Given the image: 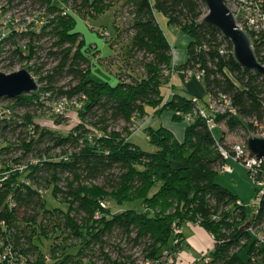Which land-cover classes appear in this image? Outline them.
<instances>
[{
	"label": "trees",
	"instance_id": "16d2710c",
	"mask_svg": "<svg viewBox=\"0 0 264 264\" xmlns=\"http://www.w3.org/2000/svg\"><path fill=\"white\" fill-rule=\"evenodd\" d=\"M28 1L45 9L47 23L39 33L11 31L5 44L12 45L14 59L24 61V49L34 58V42L49 38L52 46L48 57L54 67L46 71L44 65L34 69L41 74L36 77L42 86L39 93L12 101L17 107L30 108L39 105L41 94H51L56 99L82 98L80 124L64 135L41 128L30 116L20 121L3 118L2 135L9 131L16 141L5 138L0 144V264L26 259L36 251L45 256L40 247L42 239H49L57 231L66 243L74 239L83 245L78 254L84 248L99 247L108 263L125 264L104 255L105 240L117 234L143 247L145 261L155 262L173 235L174 226L188 222L214 237L209 264H258L254 258L264 264V247L250 232L252 227L264 225V194L255 217L248 222L238 196L217 180L221 167L228 162L219 148L230 152L224 133L218 139L207 120L195 115L199 106L190 93L174 91L166 102L171 80L165 72L173 66V49L159 14L169 26L190 38L186 60L175 71L204 72L202 83L207 95L201 100L202 106H209L210 97L219 101L225 96L230 100L225 113H210L214 121L231 133L245 132L247 136L264 127V78L237 65L231 43L218 30L200 23L207 15L204 2L128 0L125 7L129 9V19L125 27H118V35L128 37L124 38L128 42L127 55L142 71L119 76L120 82L112 86L90 79L91 62L84 50L83 36L76 30L74 14H103L113 0ZM226 3L229 6L228 0ZM69 7L74 14L68 12ZM250 36L264 64V32ZM17 37H29V45L19 46L15 43ZM152 109L156 114L170 112L180 123L194 115V122H186L182 140L166 127L145 128L152 147L145 151L130 138L135 120L149 115ZM62 121L58 124L63 127ZM122 122L125 127L121 132L111 129ZM54 150H61L59 160L52 156ZM12 155L17 156L6 159ZM29 157L36 164H31ZM24 163L29 164L27 171L14 170ZM100 181L103 185H96ZM258 181L263 182L264 176L260 175ZM49 188L55 199L68 205L67 211L48 208L44 194ZM108 196L116 203L142 201L141 210L109 214L101 206V200ZM179 239L180 245H175L174 250L182 248L183 233ZM243 246H250L247 260L240 255ZM8 247H13V255L4 261L2 256ZM54 248L53 242L48 250L55 252ZM60 252L64 262L73 256L71 250Z\"/></svg>",
	"mask_w": 264,
	"mask_h": 264
},
{
	"label": "rangeland",
	"instance_id": "374dc122",
	"mask_svg": "<svg viewBox=\"0 0 264 264\" xmlns=\"http://www.w3.org/2000/svg\"><path fill=\"white\" fill-rule=\"evenodd\" d=\"M127 1L128 0H113L110 7L103 14L79 15L74 14L70 7L67 8L68 12L73 13L76 17V30L83 36L84 50L91 62L90 79L96 82L109 83L112 86H116L120 82L119 76L125 77L127 73L136 75V73L142 71L138 67V63L136 61H130L127 55L128 42L125 39L128 37L123 35L125 39H122L118 35V27L119 29L125 27V24L129 19V9L125 7ZM228 1L230 9L235 11L233 1ZM0 9L2 11V14L0 15L2 23H8L10 25L7 29L8 35L11 31H17V33L37 31V33H39L41 28L47 23L45 9H42L40 5L33 1L0 0ZM158 16L160 25L172 45L174 57L178 59L183 58L187 53V46L190 38L182 31L169 26L163 15L159 14ZM49 19H52V17ZM106 33H110L111 36H106ZM15 43L24 48L29 45L30 38L28 37L24 39L17 37ZM34 45L37 47V55L34 58H30V51L24 49V57H26V60L24 61H20L18 57L16 59L12 57V45L9 43L0 46V71L5 74H12L21 69H27L28 71L30 69L32 71V76L39 78L41 74L36 73L34 69H39L42 65L46 67L45 71L54 67L53 60L48 57L52 41H50L49 38H43L38 42H34ZM175 81L176 86L174 91L176 92L179 88V81L178 79ZM187 81H189L187 83L188 88L199 97V100L206 97V89L202 81L196 79H189ZM60 85L63 86L65 84L61 83ZM39 86L42 87L41 85ZM44 86L45 85H43V87ZM166 90L169 95L170 88ZM61 100L62 99H56V97L51 94H41L40 100H38L39 105L25 108L17 107L12 100L2 99L0 100V111L2 117L7 120L16 119L17 121H20L26 116H30L41 128L54 130L67 135L71 129L80 124L78 111L81 108L79 106L82 105V98L75 97L68 99L72 102L76 100L79 105L75 107L71 106L70 119H62L54 113L55 105ZM168 114L171 113L165 112L156 116L153 115V118L151 116L141 118V121H143L144 124L141 128L136 127L135 124L132 142L143 150L150 151L151 146L147 143L148 139L144 134V129L145 127H148L149 124H152L153 128H158L162 122L168 123L171 120V116ZM168 116L170 117L168 118ZM61 119L63 120V127L58 124V121ZM175 125L186 126L187 123L176 122ZM124 127L125 123L122 122L114 125L111 129H116V131L121 132ZM172 127L173 126L171 125V128ZM214 133L218 139H220L222 133H224L226 141L230 145V149L234 144H245L248 138L245 132L231 133L225 125H219V128L216 129ZM5 138L12 143L16 141V136L10 134L9 131H7V134L4 136L0 131V144ZM60 151L61 150H54L52 156H55L56 159L59 160L61 156ZM15 156L17 155L9 156L6 159H13ZM229 160L228 161L232 164L234 171L232 174H219L217 179L218 183L238 196L247 211L248 222L252 221L259 208V202H257V199L261 188L258 187V183L255 180L250 178L247 170L240 163L233 162L232 159ZM28 161L35 160L32 157H29ZM1 164L2 163H0V166ZM96 185L101 186L103 185V182L100 181L96 183ZM52 191L53 189L49 188L44 194V200L48 208L52 210L61 208L67 211L68 205L55 199ZM111 197L112 196H108L106 199L101 200V202L106 204V208L104 209L108 210L109 214H119L129 209L141 210L142 201L116 203ZM106 200L107 202H105ZM178 229L183 232L184 242L182 248L174 250L175 236L172 235L165 246V250L174 253L176 259L175 264H202L203 258L215 247V240L212 238V235L201 226L190 222L184 223L182 226L178 227ZM105 241L104 255H108L111 258V261L125 264H130L131 262H134L135 264H145L146 261L143 255V247L134 246L128 240L117 234L114 238ZM53 242L55 245V252L48 250L51 248ZM82 246L83 245L80 242H77L74 239L66 243L63 235L57 231L51 235L49 239H42L40 247L45 256H42L40 252L36 251L32 254L26 255L27 263L52 264L56 261H62V264H110L99 251V247L91 246V250L84 248L83 252L78 254L77 250ZM249 248L250 246H247L246 248L243 246V249L240 252L241 257L244 260H247L249 257ZM59 250H71V255L73 256H70V259H66L64 262L61 257L62 253Z\"/></svg>",
	"mask_w": 264,
	"mask_h": 264
},
{
	"label": "built area",
	"instance_id": "2783aa9c",
	"mask_svg": "<svg viewBox=\"0 0 264 264\" xmlns=\"http://www.w3.org/2000/svg\"><path fill=\"white\" fill-rule=\"evenodd\" d=\"M232 1L235 7V11L233 10L232 12L236 16L239 27L242 30L249 33V35L250 33L255 34V35L263 33L264 32V0H232ZM0 15H1V9H0ZM9 26L10 25L8 23H2V19L0 16V46L6 45L5 40L7 39V36H8L7 29L9 28ZM106 36L110 37L111 34L106 33ZM165 74L166 76L170 77V80L172 81V78L176 74L175 65L172 66L171 70H167ZM183 74L187 80L196 79L198 81H202L205 75L204 72H201V71L197 72V71H192V70L186 71ZM172 87L173 85H170V94L168 95L166 102L169 101L174 95V89ZM193 102L199 106V112H196L195 115L201 116L204 119H206L209 129L213 132L219 128V125L211 117L210 113L223 114L230 107V100L225 96H222L219 99V101H216L210 97V101H209L210 103H209V106L207 107L202 106L201 100H199V98H194ZM55 106L56 107L54 108V113L56 116L62 119H70L71 118V112H70L71 106L75 107L79 105L76 100L72 102V101H69L67 98H64ZM194 117H195L194 115L187 116L186 122L189 124L193 123ZM257 134L264 136V127H260ZM219 150L228 160L232 159L233 161L240 163L247 170L250 178L252 180H255L258 183V187L261 188V190L259 191L260 194L257 199V202H260L261 196L264 194V181L260 182L258 181V178L260 175L264 176V160H259L255 156H253L251 152L248 150L246 143L232 145L230 152L225 150L223 147H220ZM34 163L35 161H32L31 164H34ZM28 166L29 164L24 163L22 165L16 166L14 170L15 171L18 170L21 173H24L25 171L29 169ZM220 173L232 174L233 167L228 164H225L221 167ZM40 192L44 194V191L42 189L40 190ZM101 206L103 208H106L105 203H101ZM250 232L252 236L259 242V244L264 247V225L259 226V227L257 226L252 227L250 229ZM182 233H183L182 230H179L177 226H174V229H173V235L175 236L174 246L180 245L179 235H181ZM212 238L214 239L213 236ZM13 251H14L13 247H8L2 256V259L6 261L12 258ZM210 252L203 258L202 264H209ZM256 261L258 260L254 258L253 262L260 264L259 261L258 262ZM175 262H176V259H175L174 253L168 250H164L162 252L161 257L157 261L155 262L146 261L145 264H175ZM10 264H28V263H27V258L26 259L21 258L20 260H11Z\"/></svg>",
	"mask_w": 264,
	"mask_h": 264
},
{
	"label": "water",
	"instance_id": "95a60500",
	"mask_svg": "<svg viewBox=\"0 0 264 264\" xmlns=\"http://www.w3.org/2000/svg\"><path fill=\"white\" fill-rule=\"evenodd\" d=\"M207 8V15L200 22L218 30L233 47V59L244 70L255 71L264 78V64L260 62L254 48V41L242 30L235 14L226 0H202ZM40 86L27 69L12 74L0 71V100H16L24 95L38 94ZM3 117L0 111V127ZM247 147L253 156L264 160V136L250 134Z\"/></svg>",
	"mask_w": 264,
	"mask_h": 264
},
{
	"label": "crops",
	"instance_id": "0c3cea01",
	"mask_svg": "<svg viewBox=\"0 0 264 264\" xmlns=\"http://www.w3.org/2000/svg\"><path fill=\"white\" fill-rule=\"evenodd\" d=\"M190 42V41H189ZM189 45V44H188ZM187 48H188V46H187ZM186 57H187V53H186V55L183 57V58H175L174 57V54H173V65H175V67H177L178 65H180V64H182V63H184L185 62V60H186ZM178 79V90L176 91V93H179V94H181V95H186L187 94V92L188 93H190L191 95H193L194 97H196V98H199L197 95H195L194 94V92H192L189 88H188V85H187V83L189 82V81H187V79L185 78V76H184V74H183V72H179V71H177L176 72V74L174 75V77L172 78V81H171V84L170 85H173L174 86V88H175V86H176V79ZM206 95H207V93H206ZM150 113H149V115H147L146 117H149V116H151L152 118H153V115L154 116H156V115H158V114H156V112H155V110H150L149 111ZM168 115H170V116H168V118L170 117V121L168 122V123H170V124H168V123H165V122H162V124L158 127V128H160V127H166V128H168L169 130H171V131H173L174 133H175V135L180 139V140H182L183 138H184V135H185V130H186V126L185 125H175L176 124V121H174V119H173V114L171 113V114H168ZM167 118V119H168ZM166 119V120H167ZM140 122H142V123H140ZM178 123V122H177ZM180 123V122H179ZM135 124H136V127H138V128H141V126L144 124V122L143 121H141V119H139V118H137L136 120H135ZM171 125L173 126L172 128H171ZM148 127H152V124H149L148 125ZM145 128H147V127H145ZM153 128V127H152ZM158 128H153V129H158ZM177 131H178V134H177ZM133 136V135H132ZM132 136H131V138H130V141H132ZM147 143L150 145V143H149V141L147 140ZM151 146V145H150ZM151 150H152V147L150 148ZM230 161V160H229ZM229 161L227 162V164L228 165H230V166H232V164H230L229 163ZM233 162H235V161H233ZM233 167V166H232ZM234 171V170H233Z\"/></svg>",
	"mask_w": 264,
	"mask_h": 264
}]
</instances>
